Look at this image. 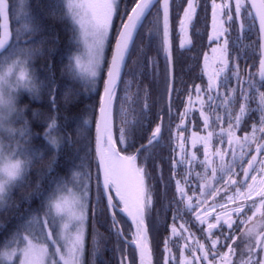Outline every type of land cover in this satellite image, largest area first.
I'll return each instance as SVG.
<instances>
[{"label":"snow or ice","instance_id":"obj_1","mask_svg":"<svg viewBox=\"0 0 264 264\" xmlns=\"http://www.w3.org/2000/svg\"><path fill=\"white\" fill-rule=\"evenodd\" d=\"M12 16V0H0V62L56 53L60 35H43L44 16L30 11L15 28ZM45 16L67 35L61 75L85 87L58 91L52 64L39 86L29 74L9 84L15 104L0 148L6 141L20 164L11 186L0 183V209L17 219L7 264H112L108 252L116 264H264V0H49ZM185 53L197 63L202 55L201 83L177 73ZM130 59L156 84L132 119ZM21 89L47 96V111L29 115ZM84 99L93 102L70 114ZM45 158L32 191L12 197ZM61 158L82 177L71 201L58 195ZM98 225L115 235L114 248Z\"/></svg>","mask_w":264,"mask_h":264},{"label":"trees","instance_id":"obj_2","mask_svg":"<svg viewBox=\"0 0 264 264\" xmlns=\"http://www.w3.org/2000/svg\"><path fill=\"white\" fill-rule=\"evenodd\" d=\"M48 2L49 0H39V4L37 3V0H12L13 3V16H12V26L13 28L15 27H20L25 23L24 16L27 15L30 11H37L41 16H44V23L46 26V31L43 33V35L51 37L54 33L58 32L60 35V42L57 46V51L56 53L51 56H40L37 58H33L32 60H29L26 65L28 68L29 75H34V78L36 80L37 85L39 86V81L42 80L46 75H47V66L49 64L54 65V72L57 81L59 82V89L58 91L62 90L65 85H72L76 89L80 90L83 93V89L85 87V82L83 80H73L67 75L62 76L61 71H62V65L67 63V35L65 34L63 30L62 24L55 19L52 16H45V12L48 10ZM199 14V11H198ZM19 15L21 17L19 23H17L16 17ZM209 20H210V10L208 14V29H209ZM178 31V19L173 16V50H174V56L178 55L180 49H179V36L177 35ZM39 39V37H37ZM194 37V41H195ZM138 44L145 43V40L143 37L138 39L137 41ZM205 45L207 41H204ZM199 48V45L197 46ZM206 50V48L204 49ZM195 51V50H194ZM150 56H157L159 61H160V69L161 72L164 68V59L162 54H158L156 51L155 46L151 48L149 51ZM191 53H185V59L182 63L177 64L176 70L177 73L179 74L181 71L184 73V80L187 81L189 84L191 83H201L202 81L200 79H197L196 77L199 76L200 74V59L201 55L199 58V62H195L190 59ZM138 54L133 53L132 59H137ZM132 59L129 60V69L131 70L129 79L131 80L130 84V95L133 97V100L135 101L134 104H131L130 107V112H129V118L132 119L137 115V111L142 103L143 95H144V89L147 86L148 89L150 90V101L155 99L156 96V84L155 80L152 74V71L150 68L145 67L143 70V75H138L139 73V67L137 64L132 63ZM3 62H0L2 64ZM203 82H206V77L204 78ZM139 86V95H137V88ZM86 96L87 94L84 93ZM186 100V96L184 97ZM92 100L89 99H84L83 103L77 105L71 110L72 115H76L79 113L81 109H83L84 105L92 103ZM129 103H126V107L129 106ZM19 104L20 106H23L27 104L29 106V115H31L32 110H40V111H47L48 109V98L47 96H41V97H36L29 91H20L19 94ZM132 109H136L137 111H132ZM181 111L183 110L182 108L180 109ZM63 115V112H62ZM178 122V121H177ZM73 127L75 125L73 124ZM33 128L35 131L38 132H43L44 125H42L39 121L33 120ZM43 135L35 137V142L37 144L42 141ZM159 151V150H158ZM164 155L167 156V149L164 150ZM62 162L60 164V175L64 177L66 183L65 185L61 188V190L58 192H63L67 190L69 187L72 188L73 190L78 191V185L80 184L82 177L81 176H75L73 173L78 172L79 169L75 168H70L68 163L64 161V158H61ZM47 164V158H45L44 161L36 164L32 169L30 176L28 178V182L24 185L23 189L17 187L13 188L11 192V196L14 197L17 200H20L22 197V194L24 192H30L32 191V188L35 187L36 181L39 179V171L40 169H43ZM94 172V169H93ZM164 174L167 177L169 175L168 173V166H164ZM92 195L95 197V180L93 179L92 182ZM40 203L39 199L36 198L33 200L32 207L35 208L38 206ZM5 222L7 223V226H5ZM171 221L169 220V223ZM17 223V219L15 218L14 213H6L2 209H0V264H7V262H4L2 260V251L6 248L11 247L12 245V231H13V226ZM92 221L91 218L89 219L88 223V232H89V246H90V241H91V228ZM99 230L101 233H105L109 236V242H108V247L109 248H114L117 240L114 234L108 233L107 231V226H101L98 225ZM118 257V253L116 254ZM106 256L111 260L112 264H116V258L113 257L112 252L106 253Z\"/></svg>","mask_w":264,"mask_h":264},{"label":"clouds","instance_id":"obj_3","mask_svg":"<svg viewBox=\"0 0 264 264\" xmlns=\"http://www.w3.org/2000/svg\"><path fill=\"white\" fill-rule=\"evenodd\" d=\"M29 74L28 69L22 63L0 64V130H4L10 124L12 107L15 104L14 97L10 96L9 84ZM20 160L15 157L6 147L0 148V183L6 187L14 182L10 176V170L14 165L18 166Z\"/></svg>","mask_w":264,"mask_h":264},{"label":"rangeland","instance_id":"obj_4","mask_svg":"<svg viewBox=\"0 0 264 264\" xmlns=\"http://www.w3.org/2000/svg\"><path fill=\"white\" fill-rule=\"evenodd\" d=\"M209 30H210V26H209ZM202 63H203V57H202ZM22 64L27 67L26 63H22ZM201 67H202V64H201ZM23 90L24 89H21V91H23ZM194 99H195V96H194ZM0 138H3V130H0ZM5 147H7V142L6 141H5ZM58 195H62L64 197H66L69 201H71L75 196L79 195V192H77V191H75V190H73L72 188L69 187L67 190L58 193ZM9 249H10V247L9 248H6V249H4L2 251L1 257H2V260L4 262H7V260H6L5 256L3 255V253H5L6 251H8Z\"/></svg>","mask_w":264,"mask_h":264},{"label":"flooded vegetation","instance_id":"obj_5","mask_svg":"<svg viewBox=\"0 0 264 264\" xmlns=\"http://www.w3.org/2000/svg\"><path fill=\"white\" fill-rule=\"evenodd\" d=\"M209 26H210V20H209ZM200 64H202V55H201V59H200ZM198 115V112H197Z\"/></svg>","mask_w":264,"mask_h":264}]
</instances>
